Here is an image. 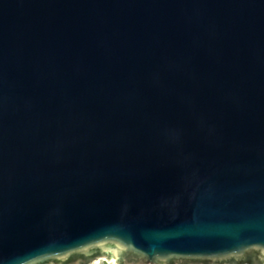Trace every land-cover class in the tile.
Wrapping results in <instances>:
<instances>
[{
  "label": "water",
  "instance_id": "95a60500",
  "mask_svg": "<svg viewBox=\"0 0 264 264\" xmlns=\"http://www.w3.org/2000/svg\"><path fill=\"white\" fill-rule=\"evenodd\" d=\"M0 264H264V0H0Z\"/></svg>",
  "mask_w": 264,
  "mask_h": 264
}]
</instances>
